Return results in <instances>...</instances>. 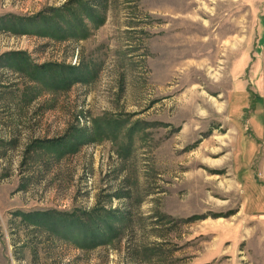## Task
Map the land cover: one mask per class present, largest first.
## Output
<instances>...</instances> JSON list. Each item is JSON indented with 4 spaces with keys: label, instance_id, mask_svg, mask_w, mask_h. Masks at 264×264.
Returning a JSON list of instances; mask_svg holds the SVG:
<instances>
[{
    "label": "rangeland",
    "instance_id": "rangeland-1",
    "mask_svg": "<svg viewBox=\"0 0 264 264\" xmlns=\"http://www.w3.org/2000/svg\"><path fill=\"white\" fill-rule=\"evenodd\" d=\"M256 109L264 0H0V264H264Z\"/></svg>",
    "mask_w": 264,
    "mask_h": 264
},
{
    "label": "crops",
    "instance_id": "crops-1",
    "mask_svg": "<svg viewBox=\"0 0 264 264\" xmlns=\"http://www.w3.org/2000/svg\"><path fill=\"white\" fill-rule=\"evenodd\" d=\"M255 113V112H254ZM256 113H257V109H256ZM257 114H254L253 117L251 118L250 122H251V132L250 134L252 135V138L248 141L246 140L243 143L242 146V151H244V148L247 144V142H250V144L252 143L254 145L255 148H253V150H255V153H253V157L251 159V162L249 165H245L247 166H253L254 169H257V175H258V179L260 181V184L262 185V187L264 188V113L262 114L263 118H262V125H263V130L259 129L260 127L253 126V119H255V117H257ZM242 164V163H241ZM242 167V166H241ZM260 173V175H259Z\"/></svg>",
    "mask_w": 264,
    "mask_h": 264
},
{
    "label": "trees",
    "instance_id": "trees-1",
    "mask_svg": "<svg viewBox=\"0 0 264 264\" xmlns=\"http://www.w3.org/2000/svg\"><path fill=\"white\" fill-rule=\"evenodd\" d=\"M80 141V140H79ZM49 143V147L52 146V147H55V148H62V147H65V146H68L69 145V141L68 140H64L63 142L61 140H49L47 141ZM89 228V225H85V224H82L81 225V230L84 228L85 229Z\"/></svg>",
    "mask_w": 264,
    "mask_h": 264
}]
</instances>
